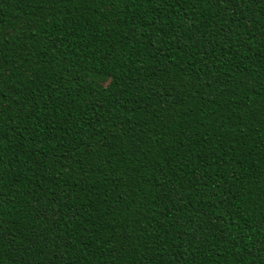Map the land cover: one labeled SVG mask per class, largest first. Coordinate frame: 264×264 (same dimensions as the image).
Returning a JSON list of instances; mask_svg holds the SVG:
<instances>
[{"label":"trees","instance_id":"trees-1","mask_svg":"<svg viewBox=\"0 0 264 264\" xmlns=\"http://www.w3.org/2000/svg\"><path fill=\"white\" fill-rule=\"evenodd\" d=\"M0 264H264V0H0Z\"/></svg>","mask_w":264,"mask_h":264}]
</instances>
